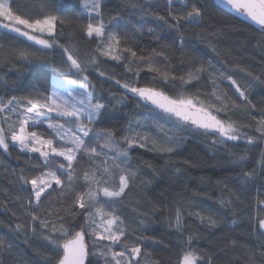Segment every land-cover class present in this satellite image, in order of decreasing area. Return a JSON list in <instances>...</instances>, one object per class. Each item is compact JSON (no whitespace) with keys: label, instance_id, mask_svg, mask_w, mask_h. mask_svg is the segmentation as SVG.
I'll list each match as a JSON object with an SVG mask.
<instances>
[{"label":"trees","instance_id":"16d2710c","mask_svg":"<svg viewBox=\"0 0 264 264\" xmlns=\"http://www.w3.org/2000/svg\"><path fill=\"white\" fill-rule=\"evenodd\" d=\"M46 2L56 15L70 22L57 25L55 39L78 52L80 59L87 60L95 53L97 41L82 34L80 27L98 23V18L89 16L82 0ZM130 2L139 7H130ZM191 2L202 8V20L199 24L181 22L179 33L162 27L163 22L155 17L156 12L166 15L165 0H152L151 5L148 0H103V20L107 24L116 17L122 35L127 25V46L138 55L148 57L153 49H164L168 62L159 59L157 66L161 72L167 71L177 77L186 75L190 68L199 67L191 62L192 57H197L205 63L211 61L225 76L231 75L245 91L247 100L239 96L230 81L218 79L219 89L238 106L228 112V117L237 123L242 133L259 137L255 126L264 110V83L261 82L264 81V32L219 9L212 0ZM10 3L14 9L27 10L38 5L39 0H10ZM172 10L184 12L185 7L176 0ZM169 22L172 23L170 18ZM133 25H142L145 31L133 34ZM149 27L160 35L159 41L147 33ZM180 35L185 41L182 47L178 42ZM20 51H24L26 57L20 56ZM64 59L58 47L45 49L0 29V99L4 102L13 97L22 99L37 89L50 87L55 76L66 74ZM98 60L99 70L105 75L100 76L90 67L89 78L95 85V95L107 106V111L96 127L111 129L119 138L124 135L129 120L142 116L148 125L145 131L161 140L166 139L165 133L152 123L159 121L169 135L176 137L172 153L152 150L151 145H134L130 150L137 178L115 206L128 226L129 239L142 245L140 264H178L189 237L192 249L199 250L198 255L204 257L196 264H207L208 256L213 257L212 264H264V235L258 226L264 217V140L248 144L244 139L227 140L218 133L206 135L193 127L177 130L175 118L168 119L167 114L151 106L145 108L133 94L115 82L153 86L169 95L180 92L183 87L187 94L199 95L207 104L211 102L213 88L207 73H203L200 80L182 86L179 79L174 84L165 83L161 76L147 69L135 77L126 71L123 62L105 57H98ZM67 79L76 80L77 76L67 74ZM248 101L257 107L251 108ZM218 115L226 118L224 113ZM53 121L63 122L60 118ZM37 130L47 131L44 126ZM241 155L246 157L245 162L235 163ZM80 165L83 169L89 167L87 157ZM40 171L38 154L21 152L11 143L7 152L0 148V240L11 245V251L0 252V264H44L46 257L48 264H56L58 257L43 241L38 221L34 223L26 211L29 197H32L31 185H24L19 179L21 174L32 178ZM251 171L255 173L253 179L242 184V174ZM58 191L49 189L51 195L42 196L45 204H53V212L61 203ZM222 199L230 203L225 207ZM70 206V201H65V207ZM177 209L182 212L180 230L170 226ZM197 211L218 218V226L210 227L207 221L202 222L195 215ZM83 223L82 215L67 219L69 227ZM17 224L22 227L17 229ZM34 226L36 235L31 231ZM232 241L236 242L235 246ZM90 259L95 261L98 257Z\"/></svg>","mask_w":264,"mask_h":264},{"label":"snow or ice","instance_id":"6c2138e0","mask_svg":"<svg viewBox=\"0 0 264 264\" xmlns=\"http://www.w3.org/2000/svg\"><path fill=\"white\" fill-rule=\"evenodd\" d=\"M151 2L152 0H148L149 5ZM175 2L176 0H165L168 8L166 15L155 13L156 19L163 22L162 27L167 26L179 33L181 22H201V7L191 0H179L185 11L176 12L172 10ZM223 3L236 12H242L264 29V0H223ZM82 6L87 9L90 17L98 18V23H87L80 27L82 34L97 41L95 53L87 60L80 59L78 52L55 39L57 25L70 22L56 15L46 0H39L38 5L27 10L14 9L10 0H0V29L24 37L45 49L58 47L65 57L63 64L66 69V74L52 81L50 87L37 89L22 99L13 97L7 102L0 99V148L7 152L11 143L18 147L19 151L36 153L41 159L42 171L39 175L29 178L21 174L19 179L24 185H31L32 197H29V207L26 211L34 223L38 221L43 241L50 245L58 257L56 264H100L101 261L103 264H140L142 245L129 239L128 226L115 206L137 178V171L131 163L130 150L134 145H151L152 150L172 153L175 151L176 137L169 135L159 121L152 123L160 132L165 133L166 139L161 140L150 131H145L148 125L142 116L129 120L124 135L119 138L111 129L96 127L107 111V106L93 91L95 85L89 78V68H95L100 76H104L105 73L99 70L98 57H105L123 62L126 71L135 77H139L140 72L147 69L148 72L161 76L165 83L174 84L175 80L179 79L182 86L190 84L193 80H200L201 75L207 73L209 82L213 85L211 102L207 104L199 95L187 94L183 87L180 92L169 95L153 86L141 87L127 82L121 83L120 80L115 81L117 85L133 94L145 108L151 106L167 114L168 119L175 118L174 126L177 130L195 126L206 135L215 132L227 140L244 139L248 144H253L257 140H264V110L255 126L259 137L242 133L237 123L228 117V112L238 106L235 100L219 89L217 83L218 79H227L236 87L239 96L247 100L245 91L231 75L225 76L223 72L215 69L211 61L205 63L197 57H192L191 62L199 67L190 68L186 75L177 77L167 71L161 72L157 66L159 59L163 58L165 63L168 62V54L164 49H153L148 57L138 55L133 48L127 46V25L124 26L122 35L116 17L105 24L103 0H82ZM129 6L134 9L139 7L131 2ZM132 31L133 34L143 33L145 29L142 25H133ZM146 31L157 41L161 39L155 29L149 27ZM178 42L181 47L185 43L182 35L178 37ZM215 50L213 47V51ZM19 55L26 57L24 51H20ZM67 74L76 75L77 79L68 80ZM68 84H76L81 91H68ZM248 103L253 109L257 107L250 101ZM219 113H224L226 118H220ZM57 118L63 122H52ZM253 120H256V117H253ZM41 126L47 131H38ZM84 157H87L89 162L87 169L80 165ZM245 160L246 157L241 155L234 162L240 164ZM254 175V171L244 172L241 183L251 181ZM49 189L54 192L59 189L57 195L61 203L55 212L52 211L51 202L45 204L42 201V196L51 195ZM65 201H70L71 206L65 207ZM229 203L230 201L221 200L225 207ZM77 215H82L84 223L78 227H69L67 219ZM195 215L202 222L207 221L210 227L218 226V218H214L212 214L202 215L197 211ZM143 223L144 221H141V224ZM170 226L181 229L180 209L176 210L174 223H170ZM258 226L262 230L261 235H264V219L259 220ZM21 227V224L16 225L17 229ZM31 231L36 235L35 226ZM191 239L189 237L184 243L182 259L178 264H196L198 259H204L202 255H198L199 250L192 249ZM231 243L234 246L236 244L235 241ZM117 248L119 250H116ZM9 251L11 245L0 240V252ZM90 257L98 259L94 261ZM206 259L207 264H212V256ZM44 264H48L47 257Z\"/></svg>","mask_w":264,"mask_h":264},{"label":"water","instance_id":"95a60500","mask_svg":"<svg viewBox=\"0 0 264 264\" xmlns=\"http://www.w3.org/2000/svg\"><path fill=\"white\" fill-rule=\"evenodd\" d=\"M212 2L219 9H222L225 12H227L228 14H231V16H233V17H235V18H237V19H239V20L251 25L252 27L256 28L257 30L261 31L262 33L264 32V29H262L260 25H258L255 22H253L250 18H248L242 12H236L230 6L225 5L223 3V0H212ZM193 127L196 128L195 126H193ZM213 133H215V132H213ZM141 257H142V253H141ZM141 257L139 258L140 260H141Z\"/></svg>","mask_w":264,"mask_h":264},{"label":"rangeland","instance_id":"374dc122","mask_svg":"<svg viewBox=\"0 0 264 264\" xmlns=\"http://www.w3.org/2000/svg\"><path fill=\"white\" fill-rule=\"evenodd\" d=\"M30 42V41H29ZM32 42V41H31ZM32 43H34V42H32ZM39 46H42V45H39ZM43 47V46H42ZM58 77L57 76H55L54 78H53V81L54 80H56ZM69 80V79H68ZM66 87H67V90L68 91H76V92H79V91H81L79 88H78V86L76 85V84H68V85H66ZM52 122H54L55 123V121H52ZM194 128V127H193ZM226 139V138H225ZM263 219H264V217H263Z\"/></svg>","mask_w":264,"mask_h":264}]
</instances>
